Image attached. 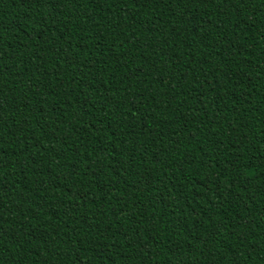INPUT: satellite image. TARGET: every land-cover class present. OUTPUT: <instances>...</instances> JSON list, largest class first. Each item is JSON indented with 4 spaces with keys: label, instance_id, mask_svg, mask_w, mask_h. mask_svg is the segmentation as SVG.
<instances>
[{
    "label": "trees",
    "instance_id": "1",
    "mask_svg": "<svg viewBox=\"0 0 264 264\" xmlns=\"http://www.w3.org/2000/svg\"><path fill=\"white\" fill-rule=\"evenodd\" d=\"M0 264H264V0H0Z\"/></svg>",
    "mask_w": 264,
    "mask_h": 264
}]
</instances>
